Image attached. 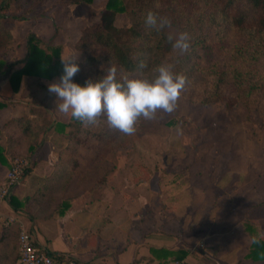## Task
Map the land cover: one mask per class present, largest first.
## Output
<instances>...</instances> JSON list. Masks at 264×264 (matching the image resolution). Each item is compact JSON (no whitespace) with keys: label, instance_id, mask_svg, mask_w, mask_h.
Returning a JSON list of instances; mask_svg holds the SVG:
<instances>
[{"label":"rangeland","instance_id":"obj_1","mask_svg":"<svg viewBox=\"0 0 264 264\" xmlns=\"http://www.w3.org/2000/svg\"><path fill=\"white\" fill-rule=\"evenodd\" d=\"M103 5L104 0H11L9 11L28 17L0 18V75L7 63L24 56L28 33L42 40L54 34L51 44L60 46L61 57H78L82 67L85 53L79 46L81 32L99 21ZM114 24L128 26L129 15L118 13ZM211 43L197 48L193 56L201 67L212 63L229 67L247 60L245 65L256 68L264 82V54L257 57L245 52L241 40L230 32ZM87 51L93 53L89 48ZM59 79L42 81L49 85ZM22 81L26 86L30 83L26 77ZM33 89L25 87L20 92L21 98L28 99L26 110L7 101L13 111L2 118L10 116L11 127L3 130L6 141L0 146L6 147L8 159L18 155L30 160L26 153L29 144L41 138L48 148L61 144L64 148L59 158L65 169L59 181L42 182L43 177L31 172L21 180L35 183L37 189L43 184L44 195L33 198L36 189L23 196L20 199L27 198L23 207L12 209L16 213L13 218L6 217L13 242L21 230L31 229L34 220L47 226L53 222L61 200H71L72 204L85 194L91 207L99 204L103 210L106 236V229L111 231L110 216L118 222V231L111 234L118 247L128 240L142 241L147 234V243L188 245V259H182L185 264H264V260L247 255L253 237L264 239V122L257 111L235 102L231 91L219 100L202 102L199 88L188 86L174 113H158L156 121L142 120L133 136L115 130L107 138V124L102 118L96 127L73 122L60 131L63 135L53 133L47 140L50 128L57 131L55 121H66L69 116L56 110L55 95ZM33 113L32 123L27 115ZM178 128L182 135H177ZM18 132L24 137L17 136ZM76 234L87 232L82 229ZM106 240L103 252L110 249ZM173 261L167 257L153 263L147 260V264Z\"/></svg>","mask_w":264,"mask_h":264},{"label":"trees","instance_id":"obj_2","mask_svg":"<svg viewBox=\"0 0 264 264\" xmlns=\"http://www.w3.org/2000/svg\"><path fill=\"white\" fill-rule=\"evenodd\" d=\"M10 1H0V18L26 19L28 16L25 13L9 11ZM149 10L167 17L171 21V27L160 33L146 29L144 17ZM118 13L129 15L128 26L117 27L114 24ZM228 32L237 35L245 52L255 54L257 57L263 55L264 0H104L99 21L93 27H86L81 32L79 46L83 48L85 60H83L84 65L80 67V72L74 77V82L84 85L89 80L103 79L110 66L118 69V78L120 75L134 77L137 75V68L141 62H145L148 69H151L167 60L175 63V70L188 78L189 87L195 90L199 88L198 98L202 102L219 100L225 92L231 91V94L237 98L235 102L257 111L264 122V82L260 80L261 77L256 68L245 65L247 60L229 67L219 66L216 63L201 67L193 60L197 48L209 46L212 44L211 40L216 37L222 40ZM180 33H187L190 36V48L187 52L177 55L173 52L167 37L172 34L175 39ZM53 36L54 34L42 40L34 33H28L24 42V56L7 63L0 75V81L7 79L12 90L17 91L25 75L30 83L27 86L24 85L21 92L25 87L34 86V92H44L50 96L48 85L42 80L60 78L63 74L61 48L59 45L51 44ZM87 48L93 53H88ZM191 93L195 94L194 91ZM6 104L7 101H0V106ZM73 122L82 125L68 117L66 121H55L53 126L55 130L63 131ZM106 127L108 138L115 133V130L107 125ZM100 138L103 139L104 136ZM46 144L47 141L41 138L37 143L28 145L26 153L30 154V165L26 174L30 173L35 163L42 158ZM2 151L0 146V161L4 162ZM63 169L65 168L62 163H56L51 175L47 178L43 177L41 181L44 182L45 179H48V182L59 181V176L63 177ZM44 187L43 184H39L32 197L44 195L41 191ZM25 199L27 198L17 199L10 195L7 200L11 208L17 210L23 207ZM56 207L57 212L63 214L69 207V203L61 200ZM27 231L31 234V229ZM4 234H0V239L7 238L8 235ZM258 239L260 243H252L247 255L253 260H264V239ZM34 243L36 244L35 241ZM42 249L52 257H71L61 252ZM150 251L158 259L171 257L182 260L187 254L184 247L172 250L163 246H150ZM18 256L17 242L15 259L18 260Z\"/></svg>","mask_w":264,"mask_h":264},{"label":"clouds","instance_id":"obj_3","mask_svg":"<svg viewBox=\"0 0 264 264\" xmlns=\"http://www.w3.org/2000/svg\"><path fill=\"white\" fill-rule=\"evenodd\" d=\"M144 25L160 33L171 27V21L149 10ZM167 39L177 55L190 48L187 33H180L175 39L169 34ZM77 60L78 57H61L63 74L59 82L48 85V92L57 97L56 110L85 127L99 126L104 118L109 128L124 136L135 135L142 120L156 121L158 113H174L189 84L188 78L175 70L176 64L166 60L151 69L141 62L134 77L118 78V69L110 66L103 79L81 85L74 82L80 72ZM176 131L177 135L183 134L182 129ZM251 243L258 244L260 239L253 237Z\"/></svg>","mask_w":264,"mask_h":264},{"label":"crops","instance_id":"obj_4","mask_svg":"<svg viewBox=\"0 0 264 264\" xmlns=\"http://www.w3.org/2000/svg\"><path fill=\"white\" fill-rule=\"evenodd\" d=\"M25 77L24 75L23 78ZM23 86L24 81L20 83L17 91H13L8 81H0V101H14L13 103L18 109L23 108L26 110L28 99L20 97ZM12 111L10 104L0 106V143L2 145L4 141H6L3 139V130L11 127V117L2 118V116L4 117L7 113L9 114ZM42 111L44 112V110ZM44 113L46 114V112ZM46 115L49 116V114ZM33 116L34 113L27 115L32 123ZM53 133L56 136L63 135L62 132L53 131L50 128L49 132L46 133L47 140L50 139L51 136H54ZM17 136H20V138L24 137L21 132H18ZM39 136H41V134ZM4 148L1 154L5 161H0V185L8 169V155L4 151ZM63 148L64 146L61 144H52L50 148L46 147L42 158L32 167L31 174H35L39 177L51 175L55 164L60 163L62 160V158L59 157H61L60 152ZM36 189L37 185L35 183L25 179L22 183L14 187L11 195L20 199L25 195L33 194ZM68 199H71V197ZM91 205V202H87L86 195L82 194L74 199L72 204H69V207L63 214L57 212L59 215L53 219V222L50 221L51 224L48 222V226L43 222L40 223L34 220L32 222L33 228L31 227V235L36 245L51 251L70 255L81 261L90 262L92 264H147V260L153 263L159 259L151 253L150 246H163L172 250L179 247L186 248L185 246H188H171L169 242H161L158 244L152 241L147 243V234H143L144 239L142 241L132 239L118 247L119 243L115 241L116 238L114 239L113 237V239H111V234L114 231H118V222H115L113 216H110V220H112L111 231L106 229L107 235L109 234L106 236L102 225L104 219L103 210L98 207L99 204L94 207H91ZM14 214L16 213L12 210L8 200H0V234L5 233L8 235L7 238L0 239V264H12L14 260L13 247L15 248V256L17 255V241H12L10 237L11 228L6 226V217L13 218ZM114 224H116L115 230H113ZM82 229H86L87 235L76 234L77 231L80 232ZM105 238H107L106 241L109 240L107 243L111 245L109 251L103 252L101 251V247L105 242ZM12 242L13 245L11 244ZM184 259H188V254H186ZM14 264H18L17 259L14 260Z\"/></svg>","mask_w":264,"mask_h":264},{"label":"built area","instance_id":"obj_5","mask_svg":"<svg viewBox=\"0 0 264 264\" xmlns=\"http://www.w3.org/2000/svg\"><path fill=\"white\" fill-rule=\"evenodd\" d=\"M8 169L0 185V200H7L16 185L26 175L29 159L22 156H13L8 159ZM18 264H90L75 257L56 258L47 254L38 247L32 235L27 230H21L18 235ZM170 264H185L184 260H175Z\"/></svg>","mask_w":264,"mask_h":264}]
</instances>
